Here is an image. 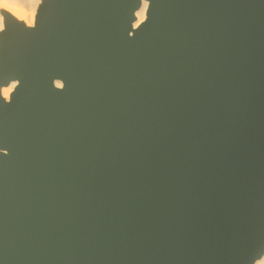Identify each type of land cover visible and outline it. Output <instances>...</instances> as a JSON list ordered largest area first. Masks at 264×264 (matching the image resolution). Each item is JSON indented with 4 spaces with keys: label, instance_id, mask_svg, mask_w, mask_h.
<instances>
[{
    "label": "water",
    "instance_id": "1",
    "mask_svg": "<svg viewBox=\"0 0 264 264\" xmlns=\"http://www.w3.org/2000/svg\"><path fill=\"white\" fill-rule=\"evenodd\" d=\"M148 1L3 12L0 264L263 257L264 0Z\"/></svg>",
    "mask_w": 264,
    "mask_h": 264
},
{
    "label": "bare ground",
    "instance_id": "2",
    "mask_svg": "<svg viewBox=\"0 0 264 264\" xmlns=\"http://www.w3.org/2000/svg\"><path fill=\"white\" fill-rule=\"evenodd\" d=\"M13 2L9 3L6 0L2 2L3 9L9 11L14 17L19 19L20 21L25 22L27 27H33L36 24V17H37V7L36 10L30 14L29 8L25 2L21 3L20 0H11ZM20 1V2H18ZM26 1V0H23ZM28 2L32 3L33 5L35 2H41L40 0H27ZM5 4L7 7H5ZM36 3V6H38ZM150 2L148 0H143L142 6L137 10L136 16L137 20L135 22V27H138L141 23H143L148 16V9H149ZM5 18V17H4ZM4 20L3 17L0 19V27L4 28ZM57 84L61 86V82L57 81ZM17 86V81H13L11 84L2 86L1 93L5 97V99L10 100L12 93L14 92ZM264 261V255L260 259L257 260L256 264H261Z\"/></svg>",
    "mask_w": 264,
    "mask_h": 264
},
{
    "label": "rangeland",
    "instance_id": "3",
    "mask_svg": "<svg viewBox=\"0 0 264 264\" xmlns=\"http://www.w3.org/2000/svg\"><path fill=\"white\" fill-rule=\"evenodd\" d=\"M4 1L5 0H0V19H1V17H3V20L5 22V18H4L3 12L6 11V10H4L3 6H2V2H4ZM6 1L13 4V2L11 0H6ZM20 1H22L21 3L25 2V4H27L30 14L36 10L35 9L36 7H37V12H38V8H39V6H40V4L42 2V0H40L41 2H35L33 5H31L32 3L28 2L27 0L26 1L20 0ZM20 1H18V2H20ZM36 3H39V4H37L38 6H36ZM1 30H2V28L0 27V32H1Z\"/></svg>",
    "mask_w": 264,
    "mask_h": 264
},
{
    "label": "snow or ice",
    "instance_id": "4",
    "mask_svg": "<svg viewBox=\"0 0 264 264\" xmlns=\"http://www.w3.org/2000/svg\"><path fill=\"white\" fill-rule=\"evenodd\" d=\"M5 7H7V5L5 4ZM261 264H264V261L261 262Z\"/></svg>",
    "mask_w": 264,
    "mask_h": 264
}]
</instances>
